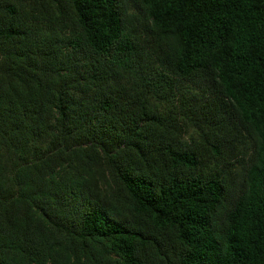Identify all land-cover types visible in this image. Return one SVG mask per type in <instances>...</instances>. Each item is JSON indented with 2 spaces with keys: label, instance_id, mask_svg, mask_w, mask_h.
Segmentation results:
<instances>
[{
  "label": "trees",
  "instance_id": "1",
  "mask_svg": "<svg viewBox=\"0 0 264 264\" xmlns=\"http://www.w3.org/2000/svg\"><path fill=\"white\" fill-rule=\"evenodd\" d=\"M0 264H264V0H0Z\"/></svg>",
  "mask_w": 264,
  "mask_h": 264
}]
</instances>
